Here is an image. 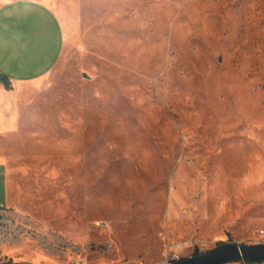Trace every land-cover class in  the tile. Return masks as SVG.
<instances>
[{"label": "rangeland", "instance_id": "obj_1", "mask_svg": "<svg viewBox=\"0 0 264 264\" xmlns=\"http://www.w3.org/2000/svg\"><path fill=\"white\" fill-rule=\"evenodd\" d=\"M36 1L64 42L46 76L0 62V264L264 243V0Z\"/></svg>", "mask_w": 264, "mask_h": 264}, {"label": "crops", "instance_id": "obj_2", "mask_svg": "<svg viewBox=\"0 0 264 264\" xmlns=\"http://www.w3.org/2000/svg\"><path fill=\"white\" fill-rule=\"evenodd\" d=\"M9 2L0 3V62L18 78L46 76L61 57L63 23L51 7L36 0ZM29 7L38 10V20L29 19L30 15L28 21L22 20ZM27 25L28 30H23Z\"/></svg>", "mask_w": 264, "mask_h": 264}, {"label": "water", "instance_id": "obj_3", "mask_svg": "<svg viewBox=\"0 0 264 264\" xmlns=\"http://www.w3.org/2000/svg\"><path fill=\"white\" fill-rule=\"evenodd\" d=\"M0 82L5 86L11 85L9 76L1 72ZM239 260L249 263L264 262V243L249 245L240 242H226L215 246L204 254L179 259L173 264H224Z\"/></svg>", "mask_w": 264, "mask_h": 264}, {"label": "built area", "instance_id": "obj_4", "mask_svg": "<svg viewBox=\"0 0 264 264\" xmlns=\"http://www.w3.org/2000/svg\"><path fill=\"white\" fill-rule=\"evenodd\" d=\"M180 259V257H178V256H176V258L174 257V258H172L171 260V262H169V263H166V264H171V263H173V262H176V260H179Z\"/></svg>", "mask_w": 264, "mask_h": 264}, {"label": "bare ground", "instance_id": "obj_5", "mask_svg": "<svg viewBox=\"0 0 264 264\" xmlns=\"http://www.w3.org/2000/svg\"><path fill=\"white\" fill-rule=\"evenodd\" d=\"M161 264H164V263H161ZM166 264V263H165Z\"/></svg>", "mask_w": 264, "mask_h": 264}, {"label": "trees", "instance_id": "obj_6", "mask_svg": "<svg viewBox=\"0 0 264 264\" xmlns=\"http://www.w3.org/2000/svg\"><path fill=\"white\" fill-rule=\"evenodd\" d=\"M246 263H248V264H249V262H246Z\"/></svg>", "mask_w": 264, "mask_h": 264}]
</instances>
